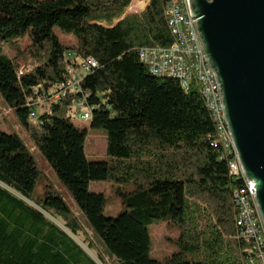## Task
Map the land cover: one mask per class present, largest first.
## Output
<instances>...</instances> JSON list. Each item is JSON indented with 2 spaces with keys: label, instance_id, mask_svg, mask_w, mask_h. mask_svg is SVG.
<instances>
[{
  "label": "trees",
  "instance_id": "obj_1",
  "mask_svg": "<svg viewBox=\"0 0 264 264\" xmlns=\"http://www.w3.org/2000/svg\"><path fill=\"white\" fill-rule=\"evenodd\" d=\"M131 1L0 0V42L29 36L25 51L0 55V96L92 231L133 256L124 251L130 259L120 264H260L238 226L236 193L244 183L230 174L231 157L217 143L199 85L184 90L175 79L148 73L139 59L141 48L173 42L165 0L125 15ZM54 28L75 43L60 42ZM24 52L32 69L20 75ZM76 57L97 66L76 93L50 103ZM75 102L90 112L89 129L104 132L105 161L86 159L88 130L69 117ZM38 174L20 138L0 129V264H96L43 215L61 218L76 235L80 228L62 198L50 186L32 198ZM106 181L131 185L115 190L122 208L116 218L103 215L102 194L88 191L91 182ZM154 220L179 230V251L162 260L149 256L146 226Z\"/></svg>",
  "mask_w": 264,
  "mask_h": 264
},
{
  "label": "water",
  "instance_id": "obj_2",
  "mask_svg": "<svg viewBox=\"0 0 264 264\" xmlns=\"http://www.w3.org/2000/svg\"><path fill=\"white\" fill-rule=\"evenodd\" d=\"M225 123L264 225V0H189Z\"/></svg>",
  "mask_w": 264,
  "mask_h": 264
},
{
  "label": "built area",
  "instance_id": "obj_3",
  "mask_svg": "<svg viewBox=\"0 0 264 264\" xmlns=\"http://www.w3.org/2000/svg\"><path fill=\"white\" fill-rule=\"evenodd\" d=\"M164 16L173 42L165 48H141L138 51L139 59L148 73L158 78L175 79L184 90L191 83L199 85L206 107L215 124L217 143L222 151L231 157L228 162L230 174L241 179L244 183V187L236 193L238 226H241V235L253 241L252 249L257 262L264 264V225L256 207L255 189L244 178L234 152L221 108L217 83L202 53L194 26L195 19L191 18L192 11L189 0H165ZM80 58L76 57L73 60L75 61L74 65L68 68L75 71L74 76H71L70 72L62 84L59 83L56 86L58 89L48 99L50 103L53 104L60 100L61 94H63L62 98H65L68 94L76 93L80 89V82L96 68V62L91 58H81L82 66H79ZM73 66H77V68H73ZM17 69L20 75L28 72L20 66ZM74 106L79 110L78 118L80 120L88 121L90 119V112L80 102H75Z\"/></svg>",
  "mask_w": 264,
  "mask_h": 264
},
{
  "label": "rangeland",
  "instance_id": "obj_4",
  "mask_svg": "<svg viewBox=\"0 0 264 264\" xmlns=\"http://www.w3.org/2000/svg\"><path fill=\"white\" fill-rule=\"evenodd\" d=\"M148 1L149 0H132L125 15L136 12L141 13ZM116 22L117 20L114 21V24ZM54 33L57 36L58 40L62 43H65L66 45H73L75 43L71 35L62 33L57 28H54ZM28 44V33H25L24 35L15 39L0 42V55H6L7 57L11 58L15 54L17 49H23L25 51L28 47ZM26 52H24V54L20 57V61H18L17 66L25 68L29 71L30 69H32V60L29 57L25 56ZM79 66H82V62L79 64ZM69 67H71L70 64ZM73 68H77V66H73ZM70 72L71 76H74L75 71L67 69V77L69 76ZM60 83L62 84V82ZM62 95L63 94L60 95V98H62ZM69 96L71 95L68 94L67 97ZM40 113L41 112L37 111V115H40ZM69 117L70 121L74 126L80 129L88 130L86 143L84 146V153L86 159L90 162L105 161L107 157L105 153L106 136L104 132L101 130H90L89 121H83L78 118V111L76 110L75 106L73 107V110L69 113ZM0 121L8 123H6L7 125L0 123V129L4 133L17 135L30 152L31 157L33 158L36 164L39 174L32 193V198L37 199L41 197L46 187L50 186L52 190L62 198L67 208L71 212V216L78 223L80 229L78 230V233L76 235H73L65 227V222L61 218L53 217L52 215L41 211L43 215H45V217L53 224H55L58 228L68 234L96 264H101L98 259V256H101L105 260V262H107V264H120L122 261L130 259V256L133 258V256L129 252L125 251L121 247H111L104 244L92 231L68 191L59 182L55 172L50 167L48 162L35 148L29 135L26 133L24 128L18 123L14 111L4 102L1 96ZM130 186L131 185L129 184H116L112 181L91 182L88 186V191L94 194H102L107 200L103 215L107 218H116L118 217L119 212L122 208L119 199L115 195V190L119 187L128 188ZM28 204L35 208V205H33L32 203L28 202ZM121 223L127 229L132 228L131 224H135L128 218L122 219ZM146 228L148 230L151 242L149 252V256L151 259L162 260L179 251L178 246L176 244V240L179 236V230L177 227L170 225L165 221L154 220L150 224H148ZM88 246H92L93 249L89 250ZM124 251L130 256L127 255Z\"/></svg>",
  "mask_w": 264,
  "mask_h": 264
},
{
  "label": "crops",
  "instance_id": "obj_5",
  "mask_svg": "<svg viewBox=\"0 0 264 264\" xmlns=\"http://www.w3.org/2000/svg\"><path fill=\"white\" fill-rule=\"evenodd\" d=\"M0 123H1V124H4V125H7V124H8L7 122H2V121H0ZM6 123H7V124H6Z\"/></svg>",
  "mask_w": 264,
  "mask_h": 264
}]
</instances>
